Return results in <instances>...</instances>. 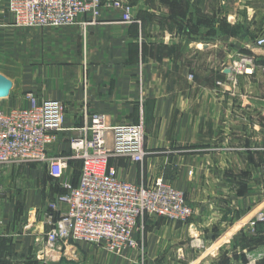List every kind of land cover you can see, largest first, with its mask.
Listing matches in <instances>:
<instances>
[{"label": "crops", "instance_id": "obj_1", "mask_svg": "<svg viewBox=\"0 0 264 264\" xmlns=\"http://www.w3.org/2000/svg\"><path fill=\"white\" fill-rule=\"evenodd\" d=\"M104 1L97 21L81 14L57 27L17 25L0 3L9 101L26 106L33 93L64 102L65 129L51 154L70 151L76 128L96 113L112 123L146 122L144 162H112L132 182L165 177L194 213L187 221L147 218L143 256L127 249L111 262L104 247L86 243L78 264H264V220L252 223L264 214V45L256 43L264 0H125L130 23ZM240 54L254 59L253 73L231 70ZM41 167L44 188L34 178L0 197V264L58 262L34 255L50 213L58 214L48 207L54 179ZM8 171L0 167V177Z\"/></svg>", "mask_w": 264, "mask_h": 264}, {"label": "built area", "instance_id": "obj_2", "mask_svg": "<svg viewBox=\"0 0 264 264\" xmlns=\"http://www.w3.org/2000/svg\"><path fill=\"white\" fill-rule=\"evenodd\" d=\"M9 4L15 23L23 27L62 26L87 15L91 22L100 18L104 0H0ZM124 22H133V6L125 0H111ZM264 45V36L257 39ZM236 73H253L255 61L238 55L230 66ZM26 106L6 108L0 98V167L28 162L47 165L50 176L62 192L50 202V228L36 239L34 255L42 261L74 260L75 244L85 242L121 253L139 245L138 234L149 217L187 221L194 207L185 192L163 176L153 181L125 179L113 159L125 157L142 164L147 155L142 122L112 123L103 113L85 119L78 134L70 139L72 152L81 159L78 182L65 177L68 156L50 153L58 133L65 129L66 106L57 98H40L30 93ZM75 157V156H74ZM1 188V183H0ZM66 204V210L60 209ZM258 214L252 221H263Z\"/></svg>", "mask_w": 264, "mask_h": 264}, {"label": "rangeland", "instance_id": "obj_3", "mask_svg": "<svg viewBox=\"0 0 264 264\" xmlns=\"http://www.w3.org/2000/svg\"><path fill=\"white\" fill-rule=\"evenodd\" d=\"M231 29V28H230ZM235 56V55H234ZM233 56V58H234ZM233 62V60H232ZM232 64V63H231ZM28 97V95H27ZM10 95L6 98H2V101H3V104L6 108H10V107H15L11 104V101L10 100ZM19 106H22L24 105V103H19L17 104ZM139 122H142L144 124V128L146 127V122L140 120L138 122H135V123H139ZM63 132V131H61ZM59 132V136H60V133ZM145 132H146V129H145ZM59 138V137H58ZM57 138V141L59 140ZM145 140H146V135H145ZM68 142H69V139H68ZM71 142V141H70ZM146 143V142H145ZM71 144V143H70ZM146 145V144H145ZM171 154V152H170ZM54 155H65V156H68V169H67V175L74 181H77V178L79 176V172H80V169H81V164H82V161L80 158H78L73 152L72 150L70 149V151H63L59 154H54ZM75 156V157H74ZM121 159H123V161H125L127 164H129L130 162L128 161L127 158L125 157H122ZM128 162H127V161ZM116 161V159H115ZM118 163V162H116ZM42 164L39 163V162H28V163H23L19 166H12V167H7V166H4L3 168L6 170L8 169V174L7 176H4V177H0V183H1V188H0V197H5L6 195H8L9 193H11V191L14 189L15 191L17 192H23L25 190V185L28 183L29 180L32 181V179L36 178L37 180V188L38 189H41V188H44L43 185H41V183H47V178H46V175L44 174V170H43V167H41ZM141 166V165H139ZM168 176V175H167ZM165 178V177H164ZM49 189H50V197H56L57 195V192H59L58 190L60 189V185L57 181L53 180H49ZM49 207V206H48ZM157 218V217H155ZM151 219H154L153 217ZM147 227V226H146ZM145 227V228H146ZM144 233V231H143ZM143 233L141 232L140 233V236H139V245L138 247L136 248H128V249H139L140 250V254L143 256V252H144V249H143V245H142V240L141 239V236L143 235ZM86 243L85 242H81V243H78V244H75V246H77L78 250H79V255H78V259H74V260H65V261H58L56 262V264H62V263H75V264H78L80 263L82 260H83V252L81 251V246ZM87 244H90V243H87ZM93 245V244H91ZM127 250V249H126ZM125 250V251H126ZM105 251H106V254H107V257H106V260H108L110 258V261L113 262V258L114 257H117V256H121L123 254H125V251H122L121 253H115V252H112L108 249L105 248ZM82 252V253H81ZM140 255V257H141ZM139 264H143V262H139Z\"/></svg>", "mask_w": 264, "mask_h": 264}, {"label": "water", "instance_id": "obj_4", "mask_svg": "<svg viewBox=\"0 0 264 264\" xmlns=\"http://www.w3.org/2000/svg\"><path fill=\"white\" fill-rule=\"evenodd\" d=\"M13 87L14 82L12 79L0 71V98L8 97Z\"/></svg>", "mask_w": 264, "mask_h": 264}, {"label": "trees", "instance_id": "obj_5", "mask_svg": "<svg viewBox=\"0 0 264 264\" xmlns=\"http://www.w3.org/2000/svg\"><path fill=\"white\" fill-rule=\"evenodd\" d=\"M79 173H80V172H79ZM78 178H79V176H78ZM78 178H77V179H78ZM75 183H77V182H75Z\"/></svg>", "mask_w": 264, "mask_h": 264}]
</instances>
